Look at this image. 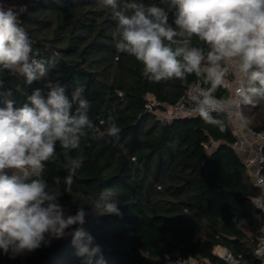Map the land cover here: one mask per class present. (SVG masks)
<instances>
[{"label":"trees","instance_id":"1","mask_svg":"<svg viewBox=\"0 0 264 264\" xmlns=\"http://www.w3.org/2000/svg\"><path fill=\"white\" fill-rule=\"evenodd\" d=\"M128 2L116 0L118 8ZM139 2L168 10L161 0ZM0 7L18 13L31 42L30 58L48 68L29 85L19 72L0 66V107L6 99L22 106L36 88L46 93L64 85L71 97L84 86L93 128L86 129L79 149L66 150L57 142L55 159L46 162L42 178L61 194L66 214L85 207L82 227L93 237L92 247L100 248L91 264L101 258L103 264H167V257L229 264L216 254L218 248L239 264H260L254 252L262 238L264 210L253 203L260 190L234 148L237 137L226 115L213 113L227 126L222 132L199 116L162 123L147 108L151 97L161 105L176 104L192 82L202 79L193 74L187 84L148 80L135 57L117 50L114 11L102 0H0ZM174 13L168 11L169 23ZM193 45L207 50L196 38ZM215 95L228 97L231 90L222 87ZM242 109L247 125L264 131V99ZM110 116L121 129L118 139L108 135ZM65 152L84 156L71 186L63 183ZM101 193L117 202L120 215L103 213ZM0 264H88V257L77 255L69 235L25 258H10L0 250Z\"/></svg>","mask_w":264,"mask_h":264},{"label":"clouds","instance_id":"2","mask_svg":"<svg viewBox=\"0 0 264 264\" xmlns=\"http://www.w3.org/2000/svg\"><path fill=\"white\" fill-rule=\"evenodd\" d=\"M102 2L114 11L117 50L135 57L148 80L187 84L194 74L202 85L188 97L193 112L222 132L227 126L213 113L230 114L247 125L242 106L264 99V0H161L168 10L146 7L139 0H129L123 8L116 0ZM173 9L175 18L169 23L168 11ZM193 38L207 50L194 46ZM31 52L18 13L0 7V66L19 72L30 85L48 71L45 63L30 58ZM56 62L54 54L49 63ZM230 74L236 78L234 93L218 98L215 94ZM84 91L83 85L78 86L69 97L66 86L57 84L46 93L33 89L20 107L11 99L0 107V250L10 258L69 235L77 255L87 256L88 264L100 251L98 245L92 247L93 237L82 227L85 207L66 214L61 194L50 190L42 178L46 162L55 159L57 142L66 150L79 149L86 129L93 128ZM108 122V135L118 139L121 129L113 117ZM64 156L68 174L63 183L71 186L84 156L73 158L68 152ZM101 199L103 213L120 215L109 194L101 193ZM98 264H103L102 258Z\"/></svg>","mask_w":264,"mask_h":264},{"label":"built area","instance_id":"3","mask_svg":"<svg viewBox=\"0 0 264 264\" xmlns=\"http://www.w3.org/2000/svg\"><path fill=\"white\" fill-rule=\"evenodd\" d=\"M235 79L236 78L230 74L224 86L225 88H229L231 90V95L234 93ZM201 85L202 81L200 80L192 82L188 86L184 95L180 97L176 104L171 106L161 105L151 97L148 100L147 108L149 111L153 112L157 116V119L162 123H170L178 119L198 117V114L191 110L188 97L190 96L192 89L198 88ZM224 114L228 118L229 123L237 137V143L234 148L239 155L240 152L238 150L242 152V159L246 166L247 173L254 185L260 190V194L253 199V203L256 208L264 210V131L251 129L247 125H242L238 118L230 114ZM239 134H244L247 138L241 139V135ZM223 250L224 254H216L226 260L229 264H239V261L231 253L225 249ZM254 254L260 261V264H264V224L262 225V238L259 241ZM196 263L197 261L193 258L167 257V264Z\"/></svg>","mask_w":264,"mask_h":264},{"label":"rangeland","instance_id":"4","mask_svg":"<svg viewBox=\"0 0 264 264\" xmlns=\"http://www.w3.org/2000/svg\"><path fill=\"white\" fill-rule=\"evenodd\" d=\"M248 126V125H247ZM239 135H241V139L243 138V139H245V138H247V137H245L244 136V134L242 135V134H239ZM239 152H240V155H241V158L243 157V154H242V152L240 151V150H238ZM10 172L12 171V170H9ZM70 230V229H69ZM68 230V231H69ZM216 253H218V254H224V250L223 249H217L216 250ZM29 253H24V254H22V256H23V258H25L27 255H28Z\"/></svg>","mask_w":264,"mask_h":264}]
</instances>
